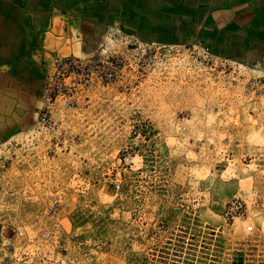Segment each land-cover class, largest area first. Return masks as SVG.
I'll use <instances>...</instances> for the list:
<instances>
[{
  "label": "rangeland",
  "instance_id": "374dc122",
  "mask_svg": "<svg viewBox=\"0 0 264 264\" xmlns=\"http://www.w3.org/2000/svg\"><path fill=\"white\" fill-rule=\"evenodd\" d=\"M172 2L173 38L61 33L0 65L15 76L0 80V237L21 232L16 253H64L35 228L56 196L68 264H264V94L247 88L264 76V0ZM54 54L121 60L57 112L73 136L55 148L31 131Z\"/></svg>",
  "mask_w": 264,
  "mask_h": 264
},
{
  "label": "crops",
  "instance_id": "0c3cea01",
  "mask_svg": "<svg viewBox=\"0 0 264 264\" xmlns=\"http://www.w3.org/2000/svg\"><path fill=\"white\" fill-rule=\"evenodd\" d=\"M172 3V0H0V65L16 63L29 49L61 47V33H104L111 26L120 25L149 40L153 39V32L159 37L173 38L172 23L166 25L164 14L158 11L159 7ZM0 71L4 72L0 74L2 85L12 90L13 68Z\"/></svg>",
  "mask_w": 264,
  "mask_h": 264
},
{
  "label": "built area",
  "instance_id": "2783aa9c",
  "mask_svg": "<svg viewBox=\"0 0 264 264\" xmlns=\"http://www.w3.org/2000/svg\"><path fill=\"white\" fill-rule=\"evenodd\" d=\"M121 70V60L117 57H105L103 59L80 58L71 54L51 56L49 69L43 79L41 87L35 98V120L31 131L35 133H47L49 146L55 148L63 145L72 138L71 131L64 127L65 122L62 112L75 107L77 98L89 89H101L115 79ZM249 91L254 95L264 94V76L255 77L247 82ZM63 113V112H62ZM123 162H129L128 156L122 157ZM118 185H115L117 187ZM65 205L64 201L54 196L50 205L45 209L42 223L35 226L38 238L48 245L57 246L60 250H66V236L57 218L59 211ZM247 233L252 231V226L245 227ZM21 235L17 231L11 237H0V264H37L33 262L27 252H15L14 239ZM71 236V235H69ZM28 241V238L26 237ZM63 254L49 264H68ZM40 264V263H38ZM48 264V263H42Z\"/></svg>",
  "mask_w": 264,
  "mask_h": 264
}]
</instances>
